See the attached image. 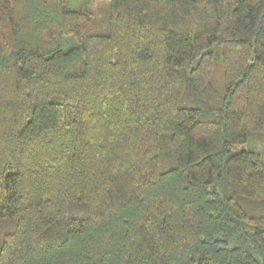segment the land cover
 <instances>
[{"label": "trees", "instance_id": "obj_1", "mask_svg": "<svg viewBox=\"0 0 264 264\" xmlns=\"http://www.w3.org/2000/svg\"><path fill=\"white\" fill-rule=\"evenodd\" d=\"M0 264H264V0H0Z\"/></svg>", "mask_w": 264, "mask_h": 264}, {"label": "rangeland", "instance_id": "obj_2", "mask_svg": "<svg viewBox=\"0 0 264 264\" xmlns=\"http://www.w3.org/2000/svg\"><path fill=\"white\" fill-rule=\"evenodd\" d=\"M239 147V146H238Z\"/></svg>", "mask_w": 264, "mask_h": 264}]
</instances>
